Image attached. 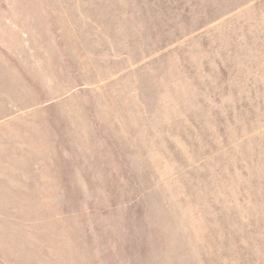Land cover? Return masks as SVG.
I'll return each mask as SVG.
<instances>
[{
  "label": "rangeland",
  "instance_id": "374dc122",
  "mask_svg": "<svg viewBox=\"0 0 264 264\" xmlns=\"http://www.w3.org/2000/svg\"><path fill=\"white\" fill-rule=\"evenodd\" d=\"M0 264H264V0H0Z\"/></svg>",
  "mask_w": 264,
  "mask_h": 264
}]
</instances>
